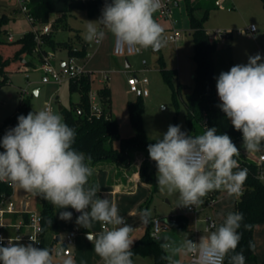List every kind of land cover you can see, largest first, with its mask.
<instances>
[{
  "label": "clouds",
  "instance_id": "1",
  "mask_svg": "<svg viewBox=\"0 0 264 264\" xmlns=\"http://www.w3.org/2000/svg\"><path fill=\"white\" fill-rule=\"evenodd\" d=\"M161 7L162 0H112L105 4L99 20L86 21L83 38L99 44L107 31L121 50L151 48L157 52L168 43L165 29L154 19V13ZM261 59L260 54L250 56L247 64H237L221 72L216 83L222 102L219 107L235 130L242 132L247 153L264 150V62ZM205 128L202 134L194 136L181 131L180 125H169L162 139L157 137L154 144L148 145L149 156L156 162L159 190L169 195L178 193V206L199 208L204 204L203 198L216 190L236 199L244 195L248 169L240 168L235 158L240 155V149L228 134H217L215 127ZM75 138L76 130L51 109L20 115L18 124L0 141L4 149L0 152V181L41 196L59 209H75L81 213L76 223L87 229L99 222L102 231H89L86 235L103 264H134V240L130 236L133 226L119 214L114 202L98 195L101 190L98 184L89 185L93 175L91 156L86 157L72 147ZM151 217L150 209L140 212L144 224ZM59 218L71 220L72 213L60 212ZM243 221L242 213L229 212L222 224L213 223L214 230L202 235L198 242L188 235L179 241L164 237L160 248L165 255L161 259L167 264H182L177 256L191 257L192 264H223L231 253L230 264H245L243 252H236L242 239L238 230L242 227L251 230L252 225ZM164 225H168L166 217ZM20 239L10 237L3 246L4 237L0 236V264H54L50 249L18 243ZM249 249H255L252 242ZM55 256L62 264H74L72 257L65 258L62 251H57Z\"/></svg>",
  "mask_w": 264,
  "mask_h": 264
},
{
  "label": "rangeland",
  "instance_id": "2",
  "mask_svg": "<svg viewBox=\"0 0 264 264\" xmlns=\"http://www.w3.org/2000/svg\"><path fill=\"white\" fill-rule=\"evenodd\" d=\"M20 2L21 0H0V13L3 10L4 13L10 16V21L6 25L7 33L4 36L5 39L9 40V37L12 36V41H14L24 33L32 30L29 19L20 9ZM170 5V19H160L157 22L165 29V33L170 32L171 22L174 23V28L180 35L179 44L168 41L167 45L157 52L149 48L141 49L140 53L124 56L111 55L108 52L102 55L100 59H97L86 70L90 75L92 83L91 94H95L94 99L91 98V102L98 104L100 108H102V103L96 93L97 89H100L107 82L111 81L112 94L110 107L113 117L119 123V131L122 136L127 137L134 133L133 127L130 126L127 111V102L134 100L138 95V93L130 91L127 82L128 77L133 74L138 77H147L149 80V83L146 85L149 95L142 96L144 100L143 122L149 139L156 140L157 137L162 139L169 125H174L175 121L177 125L181 126V131L187 135H193V132L189 133L187 131L188 121L185 105L180 102L178 107L175 106L171 90L163 81L160 73L161 68L175 70L177 76L175 80L185 86L184 94L192 91L195 61L192 57L194 42L189 32V16L184 0H170ZM202 14L203 11L196 12V16L198 17H201ZM52 17L54 20V14H52ZM101 17L102 11L89 15L84 8L74 7L66 16L67 27L63 28L60 26L55 32L54 37L57 40L70 41L77 45L78 42L85 41L83 33L86 30V21H97ZM252 24L256 29L250 32L249 27ZM50 26L51 30H53L54 27L51 24ZM205 27L210 35L218 34L217 48L213 54L217 78L221 72L229 71L232 66L247 64L250 56L260 54L262 58L261 62H264V6L261 0H226V2H222L220 6L210 11L205 21ZM223 34L228 35V37L222 39L221 35ZM87 44L89 45L90 54L93 53L96 43L87 42ZM48 50L56 54L57 57L60 55L67 56L65 48ZM101 50H103V47ZM55 51L56 53H54ZM28 59L35 63L33 69L23 68L18 72L9 73L10 82L0 86V123L7 116L15 112L23 95L30 100L31 112L43 110L45 105L50 103L52 111L62 116L63 113L60 106L69 108L72 102L79 99L78 92L70 91L69 81L61 84L53 81L42 83V72L37 68L40 66L37 54L33 52L28 56ZM126 60L129 62V66L126 65ZM143 60L146 61L145 64H143ZM80 62L82 63L83 60H79ZM36 86H41V89L37 93H34L33 88ZM216 94L219 98L217 89ZM194 126L196 125L194 124ZM198 128L201 132V128ZM235 145L240 149V155L245 157H248L250 154L256 157L264 154V150L257 153L245 152L243 138L235 142ZM134 155L136 160L138 156H143L138 151ZM101 164L114 165L108 161H103ZM260 164L264 171V161ZM115 167L116 169L119 168ZM154 174L157 180V167ZM113 176L114 173L112 174ZM262 181L264 183V176L262 177ZM99 186L101 198H107L111 202H114L118 206L119 214L127 219L129 225L133 226L134 230L131 234L134 244L145 235L147 230L151 232V228L148 229L149 223L144 224L140 218V212L145 208L151 210L153 217H159L160 219H165V217L170 219L178 214L188 217L187 230L176 231L171 227L168 230H162L159 233V239H157L159 243L162 242L164 237L179 241L187 235L189 239L199 241L202 235H208L210 231L214 230L206 227L207 214L205 212L208 213V217L214 218L216 222H219L221 210L233 209L236 199L235 197H229L224 191L216 190L217 194L212 208L201 205L197 208L198 214L191 211L184 214L183 209L186 207L178 206L179 194L173 193L169 195L166 192H161L158 185V190L151 193L150 187L138 181L134 184L132 192L114 193L107 185L104 174L101 173L99 176ZM24 199H27L31 211L40 210L41 206L35 195L16 187H14V192L8 200L19 204ZM204 209L205 211H203ZM55 211L59 223L57 235H60L61 241L55 243L53 251L62 247V243L65 242L67 235L77 229L74 244L68 247L69 252L63 254V256L65 258L68 256L72 257L74 264H103L102 259L95 253L94 246L87 239L86 235L89 231L92 233L102 231L101 224L96 222L91 229H87L76 223L78 216L75 213V209L71 207L59 209L55 206ZM63 211L72 213L71 220L59 218V213ZM253 238L256 257L251 261L245 262V264H264V223L256 226ZM53 256L54 264H62L59 257H56L54 254ZM176 259H182V264H192L191 257L181 258L177 256ZM133 261L134 264H154V258L151 254L136 255Z\"/></svg>",
  "mask_w": 264,
  "mask_h": 264
},
{
  "label": "trees",
  "instance_id": "3",
  "mask_svg": "<svg viewBox=\"0 0 264 264\" xmlns=\"http://www.w3.org/2000/svg\"><path fill=\"white\" fill-rule=\"evenodd\" d=\"M217 0H184L187 14L189 16V32L193 37V59L195 61L194 85L192 91L184 94L185 86L176 81V71L161 68L160 73L163 81L171 90L172 99L176 107L180 102L185 105L187 111L188 132L193 135H200L206 128L215 127L217 134H228L233 143L242 139V132L235 130L230 119L221 110L222 103L216 94L217 77L214 68L213 54L217 48V39L210 35L205 27L210 11L217 7ZM264 6V0H261ZM28 13L33 16L38 24H51L54 29L43 36L44 44L42 49L57 50L65 48L68 54L76 57H84L87 53L84 48L77 49L70 41L57 40L55 32L60 26L66 28V16L74 7L84 8L89 15L100 13L102 8L101 0H27ZM197 11H203L201 17L196 16ZM59 14L53 21L52 14ZM10 17L0 14V86L10 82L9 73L18 72L25 66L35 64L28 59L36 48L34 32L30 30L14 41L5 39L7 33L6 25ZM32 25V24H31ZM228 37V35H227ZM40 63V53H36ZM92 83L89 73L69 80L71 92H78L80 97L77 102H72L69 108H62L64 122L76 130V138L72 147L83 152L85 156H91L90 166L93 175L89 178V185L97 184L96 173L99 165L103 161H108L117 167L131 166L136 157L135 152H141L143 160L139 166L138 173L142 180L149 185L151 193L158 190L157 180L154 174L156 162L151 160L148 153V145L154 144L156 140H150L143 122L144 100L138 93L134 100L127 102L128 116L134 133L124 137L120 134L119 123L112 115L111 110V90L107 85L98 91L102 108L98 112H93L90 102V91ZM75 107L82 111H76ZM31 112L30 100L24 95L20 98L15 112L7 116L0 123V141L3 136L18 124L20 115H27ZM201 128L200 129L196 126ZM176 124V121L174 122ZM199 129V130H198ZM2 147H0L1 152ZM240 168L248 169V176L244 183V195L236 200L234 208L223 212L224 217L217 224L223 223L229 212H240L244 216V224L252 225L251 230L239 229L242 233L236 252H243L245 262L255 259V249H249V242L254 244V230L257 225L264 223V183L260 174L261 164L254 160L239 155L235 157ZM235 171V170H234ZM13 186L4 181H0V201L12 195ZM217 192H209L203 198L204 206L210 197H216ZM100 195V192L98 193ZM41 208L43 234L54 232L58 234L59 223L55 211V206L44 200L41 196H35ZM147 203V201H146ZM143 206V205H142ZM141 206V208H143ZM147 209V208H145ZM153 216L151 217L152 220ZM151 220L148 229L151 228ZM170 227L176 231H185L188 228V217L183 214L175 216V221L170 223ZM151 230V229H150ZM134 255L151 254L155 264H167L161 257L165 253L160 248V243L151 236L147 230L145 235L132 246ZM232 255L231 253L229 254ZM229 257H226L223 264H230Z\"/></svg>",
  "mask_w": 264,
  "mask_h": 264
},
{
  "label": "built area",
  "instance_id": "4",
  "mask_svg": "<svg viewBox=\"0 0 264 264\" xmlns=\"http://www.w3.org/2000/svg\"><path fill=\"white\" fill-rule=\"evenodd\" d=\"M91 1H98V0H91ZM27 0H21V6L20 9L26 14L27 18L29 19L30 23L32 24V31L34 32V38L36 41V48L34 50L35 53H40V66L39 70L42 72L41 81L42 83H48V82H56L58 84H61L65 81H69L70 79H75L77 77H80L83 74H87L88 72L85 70V68L78 62V58L76 56L69 55L67 59L64 61L63 64L57 66L55 63V57L52 52L49 50L44 51L42 49V45L44 44L43 36L47 35L51 32V26L50 24H38L32 15L28 13V7H27ZM102 2V8L104 9L106 3H111V0H101ZM217 5L221 4V0L216 1ZM171 14V5L170 0H162V7L160 10H158L156 13H154V19L156 21L160 19H170ZM255 26L252 24L249 27V31L253 32L255 30ZM169 33H165L164 35L168 37V41L178 43L180 41V35L178 31L174 28V23L171 22V28L169 29ZM214 38L218 37V34L215 33L213 35ZM13 37L10 36L9 40H12ZM113 52L117 56H124L128 54H135L140 53L141 49L139 51L132 50L129 51L126 47L124 49H120L119 46L115 42L114 38V47ZM88 56V55H87ZM146 61L143 60V64H145ZM129 89L132 92L139 93L142 96L149 95V91L146 88V85L149 83V80L147 77H138L135 74L130 75L127 79ZM90 102L91 98L94 99L95 94L90 93ZM44 109H51L52 106L50 103H47L44 107ZM91 109L93 112H98L101 110V108L98 106V104H94L91 102ZM4 151V149H1V152ZM250 159L254 160L257 163H262L264 161V154H260L258 157L256 156H250ZM261 177L264 176V171L261 168L260 171ZM13 192H14V186H13ZM13 194V193H12ZM11 198L10 196L4 197L0 201V236L4 237V240L2 242L3 246L7 245L8 238L16 239L17 237H20V241L18 243H22L24 245H27L28 243H33V246L38 248H43V226H42V215L40 213V210L38 211H31L29 209V204L27 199H24L20 201L19 204H16L15 202L8 200ZM215 202V197H210L208 202L206 203V207L210 208ZM184 214L187 212H194L199 213L197 211V208L193 206H188L183 209ZM165 219H160L159 217H153L151 220V236L155 239L159 237V233L162 230H168L170 227V223L175 221V217H172L170 219H167L168 225L165 226L164 223L162 224V221L164 222ZM159 221L160 224H157L156 222ZM127 222V220H126ZM207 228H212L211 225L215 223L216 225L218 222H216L213 218H210L207 216L206 218ZM102 228V225H101ZM76 230L70 232L65 240L66 245L69 247L74 243V238L76 236ZM131 235V234H130ZM31 238L36 240L37 242L31 241ZM194 242H198L196 239H193ZM57 251H62V254H64V249L62 247L57 248L54 251V254ZM192 261V258H191ZM224 263V261H223Z\"/></svg>",
  "mask_w": 264,
  "mask_h": 264
},
{
  "label": "crops",
  "instance_id": "5",
  "mask_svg": "<svg viewBox=\"0 0 264 264\" xmlns=\"http://www.w3.org/2000/svg\"><path fill=\"white\" fill-rule=\"evenodd\" d=\"M111 2H112V0H111ZM222 2H226V0H221V4H222ZM220 5H217V7L220 6ZM3 13H4V11L1 10V13L0 14H3ZM5 14H7V13H5ZM58 16H59V14H57V13L54 14V18H57ZM52 18L53 17L51 15V20H53ZM98 27H100L101 30H104L103 29V26H98ZM226 38H227V36H226ZM216 39H217V37H216ZM179 42L177 44H179ZM72 44L77 49L84 48L86 50V53L87 54L84 57H77L78 58V62H79V60H83V62L82 63L80 62V64L85 68V70L89 69V66L90 65H93L94 62L97 59H100V57H102V55H105V53H108L109 52L111 55H114V52H113L114 37H113V35L110 32H107V31H106L105 39L103 41H101L99 44H95L94 45V52L91 53V54H90V49H89V45L87 44V42L80 41V42H78L77 45L74 44V43H72ZM102 47H103V50H101ZM59 49H62V48H59ZM66 52H67V56H65V57L64 56H61V55L59 57H57L56 54H54L55 63H56L57 66L63 64L64 61L69 56L67 49H66ZM54 53H56V51ZM127 64H129V62L126 60V65ZM127 66H129V65H127ZM24 68L25 69H29V68L33 69L34 67L33 66H25ZM37 68L39 69V66ZM216 77H217V75H216ZM107 79L109 80V78H107ZM102 83H104V82H102ZM105 85H107L110 88L111 94H112L111 81L110 82H107ZM36 87H39L38 91L41 89V86H36ZM91 91H90V93H91ZM98 91H99V89H97V92H96L97 95H98ZM79 97H80V95H79ZM56 99L58 100V98H56ZM77 101H75V102H77ZM62 108L63 107L60 106V109H62ZM131 131H132V129H131ZM132 133H133V131H132ZM250 156H255V155H251V154L248 155V157H250ZM142 160H143V156H141V157L138 156L137 160H135V162L131 166H129V167H119L118 169H116V167L114 165H108V164L107 165H99L98 166L99 169H97V173H96L97 184L99 185V176L102 173V174H104V176H105V178L107 180V185L111 188V190L114 193H119V192H124V191L132 192L133 191L134 184L136 182H138V181H141L147 187H149V185L146 184L142 180V178L140 177V175L138 173V169H139V166H140ZM134 166H136V168H134ZM112 172L114 173V176L113 177H112V174H113ZM236 200L237 199H235V201H234V205L236 203ZM210 208H212V207H210ZM233 208H234V206H233ZM230 210H232V209L221 210L219 222L224 217L223 212L230 211ZM203 211H205V209ZM205 214H207V216H208V213L207 212H205ZM130 236L132 238V234ZM56 237H57V234H55L54 232H51V233L50 232H46L44 234V236H43L44 247L50 249L52 251V254H54L53 247H54L55 243L58 242L56 240ZM157 239H159V237ZM68 252H69V248H68ZM68 252H64V254L65 253H68Z\"/></svg>",
  "mask_w": 264,
  "mask_h": 264
},
{
  "label": "water",
  "instance_id": "6",
  "mask_svg": "<svg viewBox=\"0 0 264 264\" xmlns=\"http://www.w3.org/2000/svg\"><path fill=\"white\" fill-rule=\"evenodd\" d=\"M226 36H227V35H224V34L221 35L222 39H225ZM127 65H129V64H127ZM38 89H39V87H35V88H33V92H34V93H37V92H38ZM75 109H76V111L79 113V115L82 114V111H81V110L77 109L76 107H75ZM75 213H76L77 216L81 215V213L76 212V210H75ZM56 240H57V241H61V237H60V235H57ZM62 248L64 249L65 252H68V246L66 245L65 242L62 243Z\"/></svg>",
  "mask_w": 264,
  "mask_h": 264
}]
</instances>
